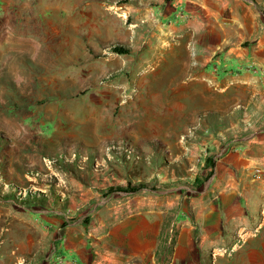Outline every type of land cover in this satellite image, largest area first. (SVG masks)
Here are the masks:
<instances>
[{
    "label": "rangeland",
    "instance_id": "rangeland-1",
    "mask_svg": "<svg viewBox=\"0 0 264 264\" xmlns=\"http://www.w3.org/2000/svg\"><path fill=\"white\" fill-rule=\"evenodd\" d=\"M159 1L0 0V264H229L264 236L254 206L208 220L209 144L264 125L262 96L173 78Z\"/></svg>",
    "mask_w": 264,
    "mask_h": 264
},
{
    "label": "crops",
    "instance_id": "crops-1",
    "mask_svg": "<svg viewBox=\"0 0 264 264\" xmlns=\"http://www.w3.org/2000/svg\"><path fill=\"white\" fill-rule=\"evenodd\" d=\"M169 4L160 0L158 6L150 8V14H155L157 28L165 27L163 30L169 33L168 37L176 41L175 46H168L169 58L174 61L173 65H168L177 67L183 74H175L173 78L202 86L203 82H208L217 96L223 97L230 92L237 102L245 93L248 97L243 98L244 102L260 95L264 103V88L261 87L264 78L255 76L250 68L251 63L255 64L259 70L256 73L264 75V19L258 20L257 12L243 0H185L182 7L174 0ZM180 10L184 14L182 20L178 19ZM225 12H229V17H224ZM187 46L195 49V60L191 59ZM257 83L260 90H257ZM231 143L224 147L212 140L209 144L215 147L209 154L214 153L221 164L210 190L217 192L220 202L221 217L217 214L213 219L210 215L208 219L216 229L224 226L226 217L231 218V211L238 210L242 214L252 206L255 210L264 209V125ZM245 237L237 242L252 244L264 240V236ZM221 239L224 238L221 236ZM250 244L231 254L229 264H264V250H253ZM220 254H217V264L222 259Z\"/></svg>",
    "mask_w": 264,
    "mask_h": 264
},
{
    "label": "built area",
    "instance_id": "built-area-1",
    "mask_svg": "<svg viewBox=\"0 0 264 264\" xmlns=\"http://www.w3.org/2000/svg\"><path fill=\"white\" fill-rule=\"evenodd\" d=\"M189 55H190V57H191V59L192 60H195L196 59V51H195V49L193 48V47H189Z\"/></svg>",
    "mask_w": 264,
    "mask_h": 264
},
{
    "label": "trees",
    "instance_id": "trees-1",
    "mask_svg": "<svg viewBox=\"0 0 264 264\" xmlns=\"http://www.w3.org/2000/svg\"><path fill=\"white\" fill-rule=\"evenodd\" d=\"M114 50L120 53H126L124 50H121V48H115ZM172 244H174V239L172 240Z\"/></svg>",
    "mask_w": 264,
    "mask_h": 264
},
{
    "label": "bare ground",
    "instance_id": "bare-ground-1",
    "mask_svg": "<svg viewBox=\"0 0 264 264\" xmlns=\"http://www.w3.org/2000/svg\"><path fill=\"white\" fill-rule=\"evenodd\" d=\"M148 75V74H147ZM118 122V121H117ZM119 123V122H118Z\"/></svg>",
    "mask_w": 264,
    "mask_h": 264
}]
</instances>
